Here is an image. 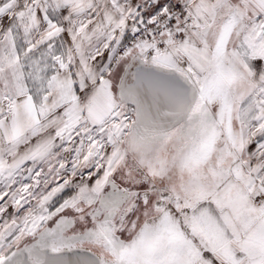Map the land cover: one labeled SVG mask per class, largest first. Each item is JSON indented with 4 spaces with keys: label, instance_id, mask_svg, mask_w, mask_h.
Instances as JSON below:
<instances>
[{
    "label": "snow or ice",
    "instance_id": "6c2138e0",
    "mask_svg": "<svg viewBox=\"0 0 264 264\" xmlns=\"http://www.w3.org/2000/svg\"><path fill=\"white\" fill-rule=\"evenodd\" d=\"M0 264H264V0H0Z\"/></svg>",
    "mask_w": 264,
    "mask_h": 264
}]
</instances>
